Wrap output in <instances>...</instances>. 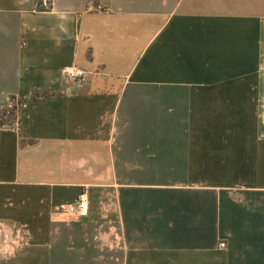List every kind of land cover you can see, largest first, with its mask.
I'll use <instances>...</instances> for the list:
<instances>
[{"label":"crops","instance_id":"obj_1","mask_svg":"<svg viewBox=\"0 0 264 264\" xmlns=\"http://www.w3.org/2000/svg\"><path fill=\"white\" fill-rule=\"evenodd\" d=\"M14 101L17 264H264V0H0Z\"/></svg>","mask_w":264,"mask_h":264},{"label":"rangeland","instance_id":"obj_2","mask_svg":"<svg viewBox=\"0 0 264 264\" xmlns=\"http://www.w3.org/2000/svg\"><path fill=\"white\" fill-rule=\"evenodd\" d=\"M14 102L10 104L12 106L0 110V129L4 127V125L12 123L17 119L18 104ZM17 234V230L14 228L10 226L5 227L0 224V264H17V250H21V247L24 245L27 246L26 242L29 237L27 233H24L25 235L23 233L20 234V237L23 239V241L20 242ZM28 250V248H24L23 253L26 258L31 256V254L27 255Z\"/></svg>","mask_w":264,"mask_h":264},{"label":"built area","instance_id":"obj_3","mask_svg":"<svg viewBox=\"0 0 264 264\" xmlns=\"http://www.w3.org/2000/svg\"><path fill=\"white\" fill-rule=\"evenodd\" d=\"M100 8V6H99ZM65 76L72 82H82L86 79V70L76 66H66L64 68ZM12 106V105H11ZM58 210L63 213L70 214L74 218H80L88 212V195L86 192H82L75 204H62L58 207ZM224 247L225 243H221Z\"/></svg>","mask_w":264,"mask_h":264},{"label":"trees","instance_id":"obj_4","mask_svg":"<svg viewBox=\"0 0 264 264\" xmlns=\"http://www.w3.org/2000/svg\"><path fill=\"white\" fill-rule=\"evenodd\" d=\"M12 100H13V98H12Z\"/></svg>","mask_w":264,"mask_h":264}]
</instances>
